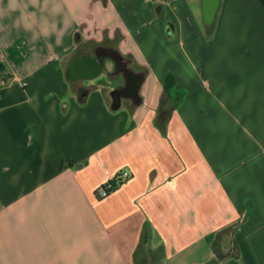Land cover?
<instances>
[{"label": "crops", "instance_id": "0c3cea01", "mask_svg": "<svg viewBox=\"0 0 264 264\" xmlns=\"http://www.w3.org/2000/svg\"><path fill=\"white\" fill-rule=\"evenodd\" d=\"M0 62V264H264V0H0Z\"/></svg>", "mask_w": 264, "mask_h": 264}, {"label": "water", "instance_id": "95a60500", "mask_svg": "<svg viewBox=\"0 0 264 264\" xmlns=\"http://www.w3.org/2000/svg\"><path fill=\"white\" fill-rule=\"evenodd\" d=\"M219 1L220 0H201L203 21L208 26H210L215 19L216 12L219 6ZM106 58L107 56L100 54L94 57H90V55L83 54L81 56L74 58L71 63L73 64L81 60H84L83 63H87L89 65L88 70H86L88 73H84V74H87L86 77L90 78L95 76L97 73H99L102 70Z\"/></svg>", "mask_w": 264, "mask_h": 264}, {"label": "flooded vegetation", "instance_id": "af4514ba", "mask_svg": "<svg viewBox=\"0 0 264 264\" xmlns=\"http://www.w3.org/2000/svg\"><path fill=\"white\" fill-rule=\"evenodd\" d=\"M105 53L111 55L115 71L118 72L120 70H123L125 77L127 79V82H126L127 84L124 87L117 86V89L114 91V94H113L114 99H117L119 96L126 94V93H133L134 89L130 86V84H128V82H129L130 78H134L136 81H138L140 74H136V73L132 72L127 67L128 61L125 60L123 57H120L119 55H117L111 51H105V52L103 51L101 53L97 52V54H101V55H105Z\"/></svg>", "mask_w": 264, "mask_h": 264}, {"label": "trees", "instance_id": "16d2710c", "mask_svg": "<svg viewBox=\"0 0 264 264\" xmlns=\"http://www.w3.org/2000/svg\"><path fill=\"white\" fill-rule=\"evenodd\" d=\"M105 52V51H111L117 55H119L120 57H122V55L118 52V50L114 49V48H100L97 50L98 53H101V52ZM105 55L107 56H110V54H106ZM112 58V57H111ZM13 78V74L12 72L8 69L7 65L3 62H0V88L4 85H6L11 79ZM65 163L67 165H71L72 164V161L70 160H67L65 161ZM65 165V164H63ZM103 186V185H102ZM207 264H217L216 263V260L215 259H211L208 261Z\"/></svg>", "mask_w": 264, "mask_h": 264}, {"label": "built area", "instance_id": "2783aa9c", "mask_svg": "<svg viewBox=\"0 0 264 264\" xmlns=\"http://www.w3.org/2000/svg\"><path fill=\"white\" fill-rule=\"evenodd\" d=\"M129 177L128 171H121L116 174L112 179L104 183L103 186L99 187L97 190L98 197H104L108 195L112 190H114L121 182Z\"/></svg>", "mask_w": 264, "mask_h": 264}]
</instances>
